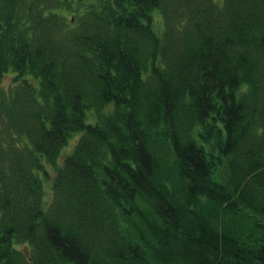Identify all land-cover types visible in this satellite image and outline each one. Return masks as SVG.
Segmentation results:
<instances>
[{
    "label": "trees",
    "instance_id": "16d2710c",
    "mask_svg": "<svg viewBox=\"0 0 264 264\" xmlns=\"http://www.w3.org/2000/svg\"><path fill=\"white\" fill-rule=\"evenodd\" d=\"M0 264H264V0H0Z\"/></svg>",
    "mask_w": 264,
    "mask_h": 264
},
{
    "label": "rangeland",
    "instance_id": "374dc122",
    "mask_svg": "<svg viewBox=\"0 0 264 264\" xmlns=\"http://www.w3.org/2000/svg\"><path fill=\"white\" fill-rule=\"evenodd\" d=\"M214 1L219 6H222L223 4V0H214ZM153 14L155 17L154 29L157 33H162V30H163L162 16L157 10ZM67 15L70 17L72 14L67 13ZM13 77H14V74L11 71H9L5 75L3 82H2V86L5 91L9 90V88L13 85ZM90 116H92V114H90ZM80 135L81 134L77 132V133H74V135L70 138L68 145L64 147V149L62 150L61 156L58 159L59 165H61L64 162L65 158L72 152V150L74 149V146L76 145V143L78 142L80 138ZM46 166L48 170L50 171L51 178L50 179L44 178L45 199L48 201V203H50L53 198L52 178H54L55 176V170H54V167L50 164H46Z\"/></svg>",
    "mask_w": 264,
    "mask_h": 264
}]
</instances>
